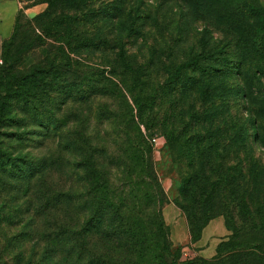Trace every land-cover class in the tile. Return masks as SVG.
Masks as SVG:
<instances>
[{
	"label": "rangeland",
	"instance_id": "obj_1",
	"mask_svg": "<svg viewBox=\"0 0 264 264\" xmlns=\"http://www.w3.org/2000/svg\"><path fill=\"white\" fill-rule=\"evenodd\" d=\"M20 1L0 61V151L12 160L0 166V264H67L47 239L58 230L74 237V264H264V0ZM51 7L69 17L45 38L32 19ZM65 37L92 46L70 51ZM61 44L65 79L23 85ZM83 77L80 93L62 92ZM189 215L221 217L228 234L196 245ZM110 229L118 239L101 240Z\"/></svg>",
	"mask_w": 264,
	"mask_h": 264
},
{
	"label": "trees",
	"instance_id": "obj_2",
	"mask_svg": "<svg viewBox=\"0 0 264 264\" xmlns=\"http://www.w3.org/2000/svg\"><path fill=\"white\" fill-rule=\"evenodd\" d=\"M43 2H47L50 3V0H41ZM66 1V0H65ZM52 5V4H51ZM67 5V4H66ZM64 9H62L61 11L58 10V8L56 7H51L48 8L46 10H44L43 12L37 14L32 20H34L33 22L35 23V26L38 28V30L41 32V34L45 37V38H50V37H55L56 33L54 34V31H56L57 27L59 25H63L64 23H67V19H68V15H66L64 12ZM56 12H61L62 16L59 18L56 17L55 13ZM18 18L15 21V25H14V29H13V34L11 35V37L4 43L3 48H2V53H1V58H3L6 55V48L7 46L10 44L9 42L12 41V38L14 36V32L16 30V28L18 27ZM50 27V28H49ZM57 39V38H53ZM62 41V40H61ZM65 43V45H69V49L71 50H77V49H87L90 48V46H92V43L89 40H83V39H71L68 37H65V40L63 39V41ZM62 45V44H61ZM58 46L56 53L52 54L49 53L46 57H45V63L39 67V68H35L33 70V73L29 74V76H27L26 78L22 79L23 81V85H25L27 87V84L30 85V83H33L36 86H43L46 87V85H48L49 87H51L52 85H54L56 83L55 80H58L59 78H61V81H63L65 79V75L68 73V70H70V67L72 66V63L70 62L71 58L69 57V55L65 54L64 49H63V45L62 46ZM10 46V45H9ZM119 59H120V63L121 65L124 67V69H127V71L129 70V72L131 73V80L135 83L136 87L135 89H138L139 87V77H140V69L139 68H134L131 67L127 61V57L122 53V51L120 50L119 52ZM191 63H193L192 65L196 64L195 62H193V60H189L186 63L180 64L179 66H177V68L175 69L174 72L177 71H182L183 68H189L191 67ZM198 66V64H196ZM197 68H192V70H196ZM37 72L38 74L34 73ZM103 72V71H102ZM65 76V77H64ZM82 80H87L86 77H83L81 80L79 79V81ZM93 80V79H92ZM66 84L63 87H67L69 85H72L73 88L71 89H64L62 92H69V91H75L77 93H80L81 88L84 86V82H69L67 80H65ZM111 82V81H110ZM168 83H172L171 79H166L165 80V84ZM63 84V82H62ZM78 87L75 90V87ZM98 84H94V83H90L89 84V88L90 90L94 91L97 88ZM34 98L36 97L35 95H32ZM23 99L26 100V97H23ZM134 106L137 108V110L139 111L141 109V100H140V95L139 93L134 95L132 97ZM245 137L240 136V140L242 142L245 143ZM133 146L132 144L130 145V147ZM135 147H141V163H142V167L147 170V171H151V164L149 161V157H148V153L147 151H149L147 148L145 149L144 144H143V140H140V144H135ZM214 148V145L212 146ZM132 148V149H131ZM130 150L133 152L135 149L134 147H131ZM208 150V149H207ZM209 154H211V151H208ZM4 154L3 152L0 151V166H2V168L4 167L5 164L10 163L12 160H9V162H6L7 158H4ZM30 165V164H28ZM33 164L30 165V169L28 171V176H31L33 171H39L40 168H38L37 166H32ZM25 169V168H24ZM241 171L240 176L242 178H244V173H243V169L240 168L239 169ZM25 172V170H24ZM30 172V173H29ZM219 179V178H217ZM231 183L230 185L233 187L234 191H237V189L235 188L236 185V176H232L230 175L229 178ZM219 182V181H218ZM213 183V182H212ZM217 183V182H216ZM199 188L202 190L203 189V185L200 184V181L198 183ZM239 205H242V198H240V200L238 201ZM264 205V202L263 204ZM244 206V205H243ZM189 229H190V234H191V241L195 242L197 241L200 236H201V231L203 229V227L206 225L207 221L205 219V217L203 216V219L199 220L198 217L195 218V216H191L189 215ZM255 228H258L261 232V240H264V213L263 214H259V216L256 218L255 220ZM117 229V228H116ZM100 235V239L104 240L107 242L108 238L110 237V239L112 240L118 237L115 235V231L113 229L110 230H106V232L104 231L103 233H99ZM47 239L49 241V244L51 246V248H53V251L58 252L60 254V257L63 259L64 262H66L67 264H74L75 259L79 258V253L77 254L76 252V248H77V244L74 241V237L72 236V233H68V232H63V231H56V232H50L48 233ZM77 251H79V249H77ZM261 252H264V249L261 250ZM84 253L81 249H80V254ZM161 260L158 259L157 263H159ZM87 262H85V264H87ZM170 264H179L178 262H176L175 257H171L170 259Z\"/></svg>",
	"mask_w": 264,
	"mask_h": 264
},
{
	"label": "crops",
	"instance_id": "obj_3",
	"mask_svg": "<svg viewBox=\"0 0 264 264\" xmlns=\"http://www.w3.org/2000/svg\"><path fill=\"white\" fill-rule=\"evenodd\" d=\"M23 9L20 0H0V61L4 43L11 37L16 15ZM32 8H27L26 13H32ZM228 234V228L221 217L211 219L202 229L200 238L196 245H203L211 237H224ZM172 236L175 243H181L186 238L182 224L175 226Z\"/></svg>",
	"mask_w": 264,
	"mask_h": 264
},
{
	"label": "built area",
	"instance_id": "obj_4",
	"mask_svg": "<svg viewBox=\"0 0 264 264\" xmlns=\"http://www.w3.org/2000/svg\"><path fill=\"white\" fill-rule=\"evenodd\" d=\"M149 142H150L152 145L156 144V142H157L156 137H150V138H149Z\"/></svg>",
	"mask_w": 264,
	"mask_h": 264
}]
</instances>
